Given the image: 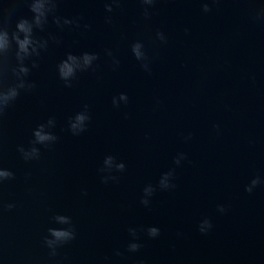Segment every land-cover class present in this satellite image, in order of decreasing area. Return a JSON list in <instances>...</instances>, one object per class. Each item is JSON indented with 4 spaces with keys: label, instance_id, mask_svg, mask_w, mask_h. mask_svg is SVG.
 I'll return each instance as SVG.
<instances>
[{
    "label": "water",
    "instance_id": "water-1",
    "mask_svg": "<svg viewBox=\"0 0 264 264\" xmlns=\"http://www.w3.org/2000/svg\"><path fill=\"white\" fill-rule=\"evenodd\" d=\"M107 2L58 0L55 14L79 27H58L49 15L35 30L49 41L26 61L35 88L21 90L0 117V167L14 173L0 184V264H264V0H215L209 12L201 0H156L148 19L141 0H119L112 12ZM32 16L27 0H0L10 32ZM136 41L150 72L132 53ZM69 52L99 59L66 87L57 65ZM120 93L128 102L117 107ZM84 105L90 120L73 135L69 118ZM50 117L58 140L37 145L40 159L26 162L18 146L30 147ZM108 155L125 170L105 183ZM173 169L175 187L160 189ZM256 177L261 183L247 192ZM149 184L156 191L145 206ZM56 214L71 217L76 238L52 257L43 241L49 227H62ZM205 218L212 228L202 233Z\"/></svg>",
    "mask_w": 264,
    "mask_h": 264
},
{
    "label": "clouds",
    "instance_id": "clouds-1",
    "mask_svg": "<svg viewBox=\"0 0 264 264\" xmlns=\"http://www.w3.org/2000/svg\"><path fill=\"white\" fill-rule=\"evenodd\" d=\"M29 10L33 13V16L29 19L27 17H21L16 22L15 30L9 31L8 27H5L3 23H0V117H2L6 109L18 98L21 90H31L35 88V83L27 80L30 73V68L26 64V61L31 60L32 57H39L42 50H47L49 41L37 37L35 30H44L48 23L49 15L52 16L53 22L58 27L63 25H76L79 27V19H68L61 18L56 15V8L58 0H27ZM156 0H141V3L145 5L143 15L146 19L150 18L152 12L150 8L154 5ZM215 0H201L202 10L204 12L211 11L210 3ZM119 0H109L105 4L107 12H112L113 4H118ZM110 22V18H108ZM85 28L90 27L84 25ZM157 38L166 42V36L163 32L158 31L156 33ZM52 40H56L54 36L50 37ZM59 43V41H56ZM132 53L138 61H141V67L145 71H151L149 67V57L144 50V45L140 41H136L132 44ZM15 57L16 64L13 66L10 63V57ZM107 55L112 56L110 50L107 51ZM99 59L97 53L83 52L80 55L73 54L71 52L66 54V58L63 59L57 65V71L61 80L65 82L66 87H71V82L76 78L78 72L87 71L89 69L95 70L94 64ZM113 67L119 65V60L113 57ZM32 68L38 67L35 60H32ZM9 74L14 77L12 83H8ZM127 103L128 96L126 93H120L118 97H113V105L119 107L120 102ZM90 115L88 113V106L84 105L83 110L77 112L74 117L69 118L68 129L73 135H79L84 132L87 128ZM55 118H49L46 123L39 124L33 130L34 139L31 141V146L25 148L24 146H18V151L22 158L27 162L31 160H39L41 156V150L37 145H43L50 147L54 144L58 137L51 131L55 127ZM190 138L186 137V139ZM185 158L184 153L178 154L175 158V164L180 165L182 159ZM103 167L100 169L101 172H107L109 175L103 176L102 179L105 183L109 180H116L117 177L111 175L113 170L122 172L125 170V164L118 162L115 157L108 155L103 161ZM174 169L169 170L162 174L158 187L162 190L174 188L175 184L172 182L174 179ZM14 173L8 169L0 167V184L5 180L12 179ZM261 183L260 177L253 178L245 188V190L251 193L256 185ZM156 191V187L149 184L144 189V196L141 198V203L148 206L150 203V197ZM9 209L14 205H7ZM218 210L224 212L225 208L223 205H218ZM53 222L62 227H49L47 229L48 235L44 237V245L50 250L49 255L55 257L57 250L61 246L69 243L76 238L75 226L72 223L70 216L63 214H56L52 217ZM212 228V223L208 218L201 221L199 230L202 233H206ZM129 232L133 237V240L128 244L129 251H137L141 245L136 242L137 230L130 228ZM148 236L155 238L159 235V229L155 226L147 228Z\"/></svg>",
    "mask_w": 264,
    "mask_h": 264
}]
</instances>
